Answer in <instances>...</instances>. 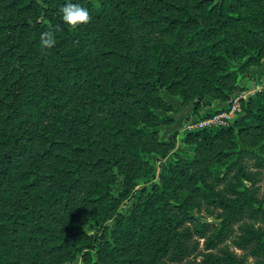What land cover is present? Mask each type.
Returning <instances> with one entry per match:
<instances>
[{"label": "trees", "instance_id": "obj_1", "mask_svg": "<svg viewBox=\"0 0 264 264\" xmlns=\"http://www.w3.org/2000/svg\"><path fill=\"white\" fill-rule=\"evenodd\" d=\"M65 2L0 0V264H175L200 240L198 264H248L229 242L264 264V91L157 180L144 157L172 148L162 90L197 116L262 65L264 0H72L75 28Z\"/></svg>", "mask_w": 264, "mask_h": 264}, {"label": "rangeland", "instance_id": "obj_2", "mask_svg": "<svg viewBox=\"0 0 264 264\" xmlns=\"http://www.w3.org/2000/svg\"><path fill=\"white\" fill-rule=\"evenodd\" d=\"M241 63L233 62L231 63V68L233 70L238 71ZM264 91V60L260 67H253L249 69L247 72L238 73L237 77V89L233 93L232 97L228 102L225 103H214L211 108L206 109L201 112L199 115L190 116L192 112V104H188L186 106L181 105L180 98L176 95L170 94L166 90H162V98L165 100L166 104L172 106L171 110H158L156 114L164 119L166 122L164 125L159 127V139L162 142L167 143V145L172 146L171 151L166 154H162L160 152L157 153H148L144 157L147 161H149L153 166V179L154 181L159 178L160 172L162 169L168 167L169 164L175 162L179 158L188 159L192 156V148L184 143V137L188 132L197 131L202 129L200 127V123L208 121L211 119L212 115L223 114L227 112L231 103L238 99L240 100V104L247 101L250 97L256 95L259 92ZM242 114V110L240 113H236L233 117L222 120L224 123H231L235 118L239 117ZM207 115V116H205ZM218 123V122H216ZM258 153V149L255 150ZM260 155L261 153H258ZM253 163V161H251ZM223 172V170H222ZM260 179L257 182L258 186V196L260 199L264 198V170L261 171ZM143 186V184H141ZM122 182L120 181L114 186L113 194L114 196H118L122 191ZM130 202H124L122 207L129 208ZM201 216V218H208L209 221L214 220L213 217H207L205 213ZM213 218V219H212ZM216 221V220H215ZM88 231H95V226H88ZM195 240L193 238L188 243L192 244ZM229 247L239 256L243 257L246 263L248 264H259L261 258H254L250 255L249 249H237L229 242ZM202 249V240L199 242L198 250L192 253L189 257L185 258L180 263L175 264H198L199 257H195L198 251ZM190 262V263H189ZM81 258H78L72 264H80Z\"/></svg>", "mask_w": 264, "mask_h": 264}, {"label": "clouds", "instance_id": "obj_3", "mask_svg": "<svg viewBox=\"0 0 264 264\" xmlns=\"http://www.w3.org/2000/svg\"><path fill=\"white\" fill-rule=\"evenodd\" d=\"M59 14L64 24L75 28L80 24H87L90 20L89 11L79 3L66 0L59 8ZM40 46L50 49L55 46V33L52 30L42 32L39 37Z\"/></svg>", "mask_w": 264, "mask_h": 264}, {"label": "built area", "instance_id": "obj_4", "mask_svg": "<svg viewBox=\"0 0 264 264\" xmlns=\"http://www.w3.org/2000/svg\"><path fill=\"white\" fill-rule=\"evenodd\" d=\"M242 110V106L240 104V100L235 99L232 103H231V107L230 109L223 113V114H214L212 115L208 121H205L203 123H200V127L204 128L207 126H211V125H215V126H225L228 125L227 121L226 123H224L222 120H227L231 117H233L236 113H240ZM222 119V120H221ZM218 122V123H216Z\"/></svg>", "mask_w": 264, "mask_h": 264}]
</instances>
